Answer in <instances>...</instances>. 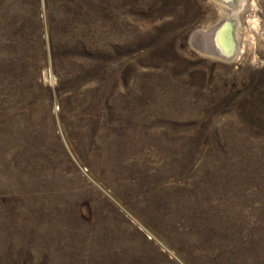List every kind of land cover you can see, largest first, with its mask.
I'll list each match as a JSON object with an SVG mask.
<instances>
[{"label": "rangeland", "instance_id": "1", "mask_svg": "<svg viewBox=\"0 0 264 264\" xmlns=\"http://www.w3.org/2000/svg\"><path fill=\"white\" fill-rule=\"evenodd\" d=\"M234 4L0 0V264H264V0ZM231 9L235 58L194 46Z\"/></svg>", "mask_w": 264, "mask_h": 264}, {"label": "bare ground", "instance_id": "2", "mask_svg": "<svg viewBox=\"0 0 264 264\" xmlns=\"http://www.w3.org/2000/svg\"><path fill=\"white\" fill-rule=\"evenodd\" d=\"M236 1L237 0H217V2L222 4L225 8L234 7ZM225 13L227 18L221 20L216 26L208 28L207 30L197 31L194 34L193 43L194 46L206 54L207 52H213V54L216 53L215 57L224 60H232L235 58L236 54H238L236 34V21L238 19L237 16L234 15L232 9L228 10V13ZM219 33H221L220 36Z\"/></svg>", "mask_w": 264, "mask_h": 264}, {"label": "water", "instance_id": "3", "mask_svg": "<svg viewBox=\"0 0 264 264\" xmlns=\"http://www.w3.org/2000/svg\"><path fill=\"white\" fill-rule=\"evenodd\" d=\"M221 35V33H219V36ZM224 43V42H223ZM207 54H212V55H214V56H216V53H214L213 54V52L211 53V52H207Z\"/></svg>", "mask_w": 264, "mask_h": 264}]
</instances>
